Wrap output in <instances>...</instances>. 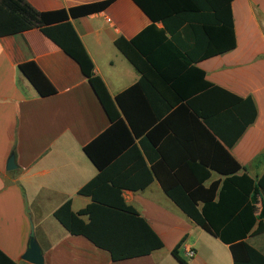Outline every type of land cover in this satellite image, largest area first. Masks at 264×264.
I'll return each instance as SVG.
<instances>
[{
	"label": "crops",
	"instance_id": "0c3cea01",
	"mask_svg": "<svg viewBox=\"0 0 264 264\" xmlns=\"http://www.w3.org/2000/svg\"><path fill=\"white\" fill-rule=\"evenodd\" d=\"M24 1L37 12H48L105 0ZM230 13L235 47L196 62L194 67L204 74L205 82L239 98H250L256 109L254 121L224 149L242 167L237 175L244 173L253 181L248 200L255 223L244 242L264 257V230H260L264 219H259L264 199L256 185L264 173V0H232ZM70 23L92 63L93 74L111 98L139 80L140 75L114 46L116 38L129 40L150 24L131 0H112L104 10ZM29 61L51 84L54 94L38 96L18 71L19 64ZM130 100L137 109L138 128L159 110L160 105L145 95L136 93ZM109 124L78 66L37 29L0 37V253L13 264H28L21 256L32 230L42 264H181L171 255L178 242L177 255L185 264H232L228 246L190 221L160 186V181L198 183L202 176L196 167L198 157L212 159L217 154L203 137L198 121H191L183 111L169 117V126L149 128L153 132L150 141H144L143 134L134 139L152 180L140 191L121 192L124 203L159 238L161 249L112 261L105 251L60 226L52 213L65 200H70L74 213L89 203L76 195L97 173L82 147ZM139 141H143V150ZM10 154L15 168L7 171ZM203 169L208 173L203 188L223 179L208 167ZM186 248L194 253L191 259L184 256Z\"/></svg>",
	"mask_w": 264,
	"mask_h": 264
},
{
	"label": "trees",
	"instance_id": "16d2710c",
	"mask_svg": "<svg viewBox=\"0 0 264 264\" xmlns=\"http://www.w3.org/2000/svg\"><path fill=\"white\" fill-rule=\"evenodd\" d=\"M131 1L150 24L129 40L116 38L114 46L140 77L111 98L93 74L92 63L70 21L102 11L112 0L48 12L35 11L24 0H0V37L37 29L78 66L110 123L82 147L97 173L76 195L89 203L74 213L70 200H65L53 211V218L69 235L84 238L105 251L112 261L138 258L161 249L159 238L124 203L121 192L140 191L152 180L134 139L143 134L144 141H150L153 132L147 131L149 128L155 131L169 126V117L183 111L191 121H198L203 137L217 154L212 159L198 157L196 167L202 173L198 183L160 181L163 192L196 226L228 246L232 264H264V257L244 242L255 223L248 200L253 181L244 173L237 175L243 169L226 150L254 121L256 109L250 98H239L205 82L204 74L194 67L196 62L235 47L232 0ZM17 69L38 96L54 94V88L33 62L21 63ZM136 93L160 105L155 116L140 128L136 126L135 103L130 100ZM170 110L171 115L162 118ZM139 145L143 150V141ZM206 167L223 179L203 188L201 183L208 176L203 169ZM256 185L264 199V173L256 179ZM259 219H264V203ZM179 244L171 255L185 264L177 255ZM0 264L13 263L0 253Z\"/></svg>",
	"mask_w": 264,
	"mask_h": 264
},
{
	"label": "water",
	"instance_id": "95a60500",
	"mask_svg": "<svg viewBox=\"0 0 264 264\" xmlns=\"http://www.w3.org/2000/svg\"><path fill=\"white\" fill-rule=\"evenodd\" d=\"M15 168L13 155L10 154L6 160L5 169L7 171L13 170ZM21 260L28 264H42V256L40 249L34 239L32 230L28 234L27 247L24 250Z\"/></svg>",
	"mask_w": 264,
	"mask_h": 264
},
{
	"label": "built area",
	"instance_id": "2783aa9c",
	"mask_svg": "<svg viewBox=\"0 0 264 264\" xmlns=\"http://www.w3.org/2000/svg\"><path fill=\"white\" fill-rule=\"evenodd\" d=\"M194 253L191 249L186 248L184 249V256L186 259H191L193 257Z\"/></svg>",
	"mask_w": 264,
	"mask_h": 264
}]
</instances>
